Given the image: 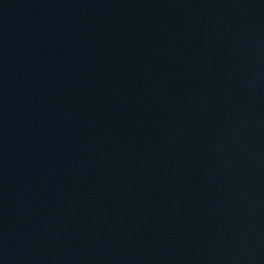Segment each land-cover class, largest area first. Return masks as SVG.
Masks as SVG:
<instances>
[{
    "label": "water",
    "instance_id": "1",
    "mask_svg": "<svg viewBox=\"0 0 264 264\" xmlns=\"http://www.w3.org/2000/svg\"><path fill=\"white\" fill-rule=\"evenodd\" d=\"M0 264H264V0H0Z\"/></svg>",
    "mask_w": 264,
    "mask_h": 264
}]
</instances>
